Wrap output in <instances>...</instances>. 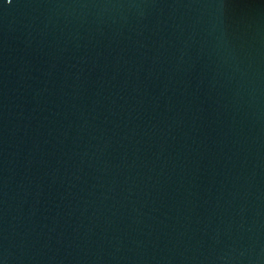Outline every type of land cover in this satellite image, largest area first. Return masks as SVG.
Returning a JSON list of instances; mask_svg holds the SVG:
<instances>
[{
  "label": "water",
  "instance_id": "water-1",
  "mask_svg": "<svg viewBox=\"0 0 264 264\" xmlns=\"http://www.w3.org/2000/svg\"><path fill=\"white\" fill-rule=\"evenodd\" d=\"M0 264H264V0H0Z\"/></svg>",
  "mask_w": 264,
  "mask_h": 264
}]
</instances>
